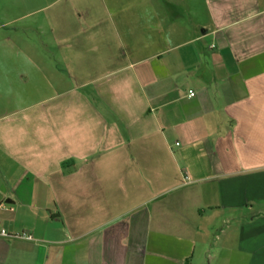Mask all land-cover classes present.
Here are the masks:
<instances>
[{"label": "crops", "instance_id": "1", "mask_svg": "<svg viewBox=\"0 0 264 264\" xmlns=\"http://www.w3.org/2000/svg\"><path fill=\"white\" fill-rule=\"evenodd\" d=\"M122 2L0 127V264H264V0Z\"/></svg>", "mask_w": 264, "mask_h": 264}, {"label": "rangeland", "instance_id": "2", "mask_svg": "<svg viewBox=\"0 0 264 264\" xmlns=\"http://www.w3.org/2000/svg\"><path fill=\"white\" fill-rule=\"evenodd\" d=\"M105 1L106 4H103L104 0H0V68L25 66L24 78L19 77V72L11 68L0 71V127L27 112L51 110L57 100L55 97L59 95L56 93L66 88L54 86L48 77L41 74L36 78L43 80L44 84L34 98L43 100L32 104L30 98H24L22 95L25 92L30 95L36 82L35 78L30 76L32 72L29 65H50L55 59L61 63L65 62L67 56H63L60 50V55L52 54L53 48L57 49L54 36L58 37L63 32L71 36L68 41L75 47L72 49L77 55L72 58L76 63L85 62L87 58L82 52L85 47H91V42L86 44L83 33L84 14L87 12L101 19L103 32L108 34L109 39L101 40L97 46L106 47L107 56L112 57L118 41L115 34L113 35V23H110V19L115 21L117 5L123 3V0ZM108 62L111 64V61ZM210 264L225 263L211 260ZM234 264L244 262L237 260Z\"/></svg>", "mask_w": 264, "mask_h": 264}, {"label": "built area", "instance_id": "3", "mask_svg": "<svg viewBox=\"0 0 264 264\" xmlns=\"http://www.w3.org/2000/svg\"><path fill=\"white\" fill-rule=\"evenodd\" d=\"M193 93L194 92H192V91H189V95H193ZM183 177L185 178V179H187V175L184 173L183 174ZM8 235H10V234H8V232L5 230V229H3V228H1L0 227V236H8ZM12 236H14V237H18V238H25V239H29V238H31V236L28 234V233H26V232H19V233H15V234H13Z\"/></svg>", "mask_w": 264, "mask_h": 264}]
</instances>
